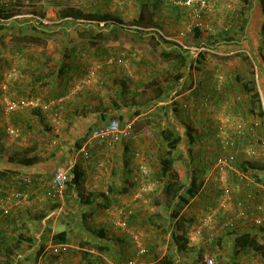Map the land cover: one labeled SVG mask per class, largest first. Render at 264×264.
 <instances>
[{
  "label": "rangeland",
  "instance_id": "1",
  "mask_svg": "<svg viewBox=\"0 0 264 264\" xmlns=\"http://www.w3.org/2000/svg\"><path fill=\"white\" fill-rule=\"evenodd\" d=\"M6 1L3 7L12 16L0 19V136L7 149L0 158L5 159L18 149L24 153L23 143L28 140L27 147H31L35 140L36 150L31 155L39 154L41 165L48 166V139L58 135L54 133L58 129L68 139L66 105L62 104L67 101L70 106V98L48 99L50 91L63 87L77 99L81 89V97L89 95L84 87L90 93L103 92V96L88 98L94 105L102 106L116 96L115 91L122 90L126 92L119 99L124 104L122 113L109 114L104 121L117 118L123 127L131 125V134L122 143L129 142L126 168H132V175L126 173L127 177H122L126 185L120 188L126 187L127 192L108 189L111 183L107 181H112L117 173L111 147L98 171L108 184L107 190L87 197L85 189L80 187L73 192L67 184L61 196L51 198L43 185L35 183L31 198L20 203L0 193V207L10 209L6 216L1 208L0 215L15 222L14 230L7 235L8 242L0 241V264H162L166 255L173 257V264H203L207 256H213L215 264H264L260 254H236L233 247L232 232H254L256 227L251 222L240 221L237 229L216 234L234 213L233 192L224 197L223 186L233 190L236 175L227 171L221 180L213 169L216 159L225 152L222 140L234 139L233 131L247 119V104L254 88L264 96V12L259 0ZM142 3H146L148 21L153 16L156 24L137 25ZM67 8L83 15L108 13L122 23L117 28L84 17L66 18L62 13ZM195 23L202 25L205 41L208 35L230 30L235 42L219 43L214 48L204 46L203 40L195 37ZM172 42L189 49L192 62L179 83H173V79L182 71L180 65L162 56L163 49L173 46ZM62 65L65 72L61 75ZM49 75L56 82L48 81ZM152 81L159 85L151 86ZM244 83L251 86L249 92L244 91ZM159 87H164L165 93L157 98ZM136 92L139 96L133 97ZM8 101L16 103L17 110L6 112ZM136 109H141L142 114L135 115ZM9 126L15 128V135L7 131ZM98 127H78V139L104 143V139L93 137ZM189 127L192 134L196 131V146L188 140ZM165 129L175 130L181 139L172 165L179 180L189 182L191 159L202 165L207 162L209 168L202 176V190L207 189L206 192H200L182 210L187 219H195L187 229L189 242L184 251H177L172 244L174 223L169 219L164 194L167 180L158 176L160 150H169L161 136ZM201 139L209 141L204 144ZM193 149L204 155L197 159L198 154H188ZM110 156L114 159L111 164ZM236 157L239 159L238 153ZM71 158L58 164L71 167ZM2 164L4 161L0 162L1 167ZM11 170L6 176L0 175L2 191L19 188L17 177L23 169ZM43 180H48V173ZM224 199L226 206L215 214ZM88 201L94 204L91 208H87ZM211 216V227L200 231ZM125 218L127 224L121 225ZM64 230L67 243L57 249L59 244H54L52 237ZM258 230L259 241L264 243V234ZM212 234H216L213 240ZM19 235L24 238L19 239ZM41 245L45 248L39 253Z\"/></svg>",
  "mask_w": 264,
  "mask_h": 264
},
{
  "label": "crops",
  "instance_id": "2",
  "mask_svg": "<svg viewBox=\"0 0 264 264\" xmlns=\"http://www.w3.org/2000/svg\"><path fill=\"white\" fill-rule=\"evenodd\" d=\"M59 66H60V63H59ZM51 77H52V75H49L48 81L52 80V82L53 81L56 82V79L53 80V79H51ZM75 79H76V77H75ZM83 87H84V85H83ZM84 89H85V92H87V94H89V95H84L83 97H81L82 91H83V89H81V91L78 92L76 95V96H79L80 99H77V97L72 98L75 95L73 92L68 93V91H64L65 94L63 95L62 94L63 93L62 92L63 87L57 88L56 91H54V92L50 91V93L48 94V99L55 98L57 96H59L58 98H56L57 100H64V99L70 98V106H69V103L67 101H66V104H64V103L62 104V105H66V108H65L66 109V122H67L66 123L67 124L66 132L68 134V136H67L68 139H65L66 136L59 129L56 132H54L55 134H58V135L53 136V139H48V166L41 165L42 162H39V163L32 165V166L11 165L7 161L9 160V157L12 155H7V156H5V159L0 158V162L4 161V163H5V164H2V167L0 166V170L3 171L4 169L10 168V169L21 171L23 169V171L20 172L18 177H21L22 175H35V176L41 177L42 180L44 179L45 175H47V173H48V180H49V179H52L54 177L55 170H56L57 166L59 165L58 163L60 161H64V160L72 157L71 158L72 159L71 167L78 164L84 169V172H85L84 183L79 187H72L73 192L75 191L76 188L81 187L87 191V197H89L92 195V192H100L102 189L107 190L106 189V187H108L107 183H111V188L115 189V190H113V189H110V187H108L109 190L120 191L122 189L120 187H122V186L124 187L126 185L125 184L126 182L124 183L122 177L123 176L127 177L126 173L128 174V176L132 175V172H131L132 168L131 167L126 168L128 165V162L126 161V159H127L126 154L128 153L127 149L129 148V142H127L123 145L122 139H124V138L119 139V141L108 139V140H105V142H104L105 144L102 141H101V143H97V142L93 143L91 141V139H78V135L81 134L78 131V127H81V126L82 127H93L96 125L101 126L103 123L108 122V121H104V120L102 121V119L99 116L100 113H97V112L94 113V112L88 111V112H86L87 113L86 116H83L84 115L83 112L86 110H89L91 107L92 108H104L108 104V102H106V103L102 104V106L94 105L95 102L90 101L88 98L89 97L91 98V97L103 96V92H100L99 94H97L95 92L90 93L85 87H84ZM260 94H261V99H262V107H263V111H264V96H263L262 92H260ZM99 102H100V99H99ZM247 105H248V110L246 111V113H248V116L246 115L247 119H245L243 124H245L247 127H251L252 128L251 131L248 130V133L246 132V134L244 136H241V137L237 135L236 129L233 131V138L237 139V148H235L234 150L238 153V158H239L238 160H239V166L240 167H244V162H246V161L256 162L258 165L264 164V161H261L260 159H258L256 157H254V158L252 156L249 157L247 155V151H248L249 147H255V146L258 147L259 142L264 140V117L259 116L257 109L254 111V113L250 112V108L252 107L251 101L248 102ZM121 113H122V109L120 108V109H113L112 111H110L109 114L113 115V114H121ZM25 123H27V122H25ZM79 123L81 125H78ZM70 124H71V126H70ZM76 125H78V126H76ZM193 127L196 128V126H193ZM187 129H186V132H187ZM190 129H191V127H190ZM192 133H193V131L191 129V134L188 135V132L186 134L189 138L188 139L189 142H192L191 140H193V146H196V143H198L197 142L198 139H196V137H195L196 131L194 132L195 134H192ZM2 139L3 138L1 137L0 153H2V151H5L7 149V148L4 149L6 144H4ZM90 141L92 142V144H90ZM199 141L200 142L203 141V143L206 144L209 141V139H201ZM78 143L81 144L80 149H78V147H77ZM23 144H24V146L27 147L28 146V140H26ZM30 144L31 145H33V144L37 145L35 140L32 141ZM31 145H29V146H31ZM86 147H88V151L91 154V156L89 155V157H90L89 159H87L88 156H86L83 153V151L86 149ZM110 148L112 149L110 151L112 156H116L117 162H116V166H115L116 169L115 170H117V173L115 174L116 177H114L112 179V181H107V183H106L105 179L103 177L99 176L98 171H101L100 170L101 165L103 164V163H101V161L103 160L105 155L107 156L109 154V153L106 154V152H108ZM193 148L195 149V147H193ZM194 149H193V153L190 150V152L188 151V154H192L193 157L195 156L194 154H198L195 156V158H197V159L201 158V156L204 155L202 153H199L198 151L196 153V151H194ZM19 152H20V149H18V151L15 152L14 154L19 153ZM180 154L181 153H178L177 155H180ZM32 155H34V154H32ZM35 155H37L39 158H41L39 154L35 153ZM112 156H110L111 159H108V161L110 160V164H111V161L114 160L112 158ZM184 156L186 157L187 154L185 153ZM41 161H43V160H41ZM108 161L106 160V161H104V163L106 162V164H107ZM244 171H246V173L248 175V179H246L247 181L239 179L237 177L236 173L234 171H232L236 175V179H235L236 181H232L234 201L232 202L231 205L234 208L235 207L234 204H235L237 199H244L247 207H249L251 210L255 211L256 205H258L259 202H261L263 200L264 169H250V168L246 167L244 169ZM18 177H17V179H18ZM37 183H39V181H37ZM206 190L207 189L202 190V191L206 192ZM249 191H252L254 193V196L250 200H246L245 197L249 193ZM5 192L6 193L4 195L7 198L11 197L12 199L15 200V198L13 197L11 192H7V191H5ZM3 201H2V203L6 202V201H4V202ZM87 208H91V205H89ZM0 209H1V207H0ZM1 211H2V209L0 210V212ZM230 215L233 216L232 213ZM0 219H3V221H0V241L8 242L7 238H9V237H7V235L11 234L12 231L14 230L15 222H13V220H11V219L6 221L2 215H0ZM18 221L19 220H16V222H18ZM263 224H264V222L262 223V225ZM262 225L256 226V228L253 229L254 233H259L260 231L258 229H260ZM244 231H248V230L242 229L239 232H244ZM250 231L252 232V230H250ZM232 238H233V234H232Z\"/></svg>",
  "mask_w": 264,
  "mask_h": 264
},
{
  "label": "trees",
  "instance_id": "3",
  "mask_svg": "<svg viewBox=\"0 0 264 264\" xmlns=\"http://www.w3.org/2000/svg\"><path fill=\"white\" fill-rule=\"evenodd\" d=\"M262 10L264 12V0H259ZM145 7L146 3L140 4L139 9V16L136 19V23L139 26H142L141 24H156L152 21L154 20L153 16H151L150 21H148L146 15H145ZM12 16V13H9L6 9H4L3 6L0 7V19L5 18L9 19ZM63 17L69 18L73 17L76 20L80 18H88L89 20L95 21L97 23H104L107 25H112L117 28L120 27V24L122 23L119 19L112 16L108 13H90L87 15H83L81 12H79L77 9L73 8H67L62 13ZM195 30V37L197 39L203 40L204 46H211V48H214L219 43H231L235 42V35H229L230 30H222L218 35H208L206 37L205 41V34L202 30V26H196L194 25ZM262 33H264V23L262 25ZM171 47H168L166 49H163L162 56H166L168 59H172L176 61L175 64L180 65L179 69H182L181 72H179L175 78L173 79V83H179L181 79L185 76L186 67L191 66L192 62L189 61L190 51L189 49H183L181 45L178 43L172 42ZM200 54V53H199ZM64 65H62L59 69L60 74L62 75ZM64 85H66V78L64 79ZM191 83V81H190ZM151 86L156 85L158 86V81H152ZM192 85V83H191ZM190 85V86H191ZM62 88V87H61ZM65 88V87H64ZM243 89L245 92H249L251 90V86L248 83H244ZM158 94L157 98L161 97L165 93L164 87L157 88ZM63 95L65 94L64 91H62ZM116 96H111L110 102L104 107V108H90L89 110H86L83 112V116H86V112H94V113H100L99 116L102 120H107L108 115L110 111L113 109H120L124 105L123 103H120L119 99H123L124 93L122 90H117ZM62 96V95H61ZM139 94L136 92L133 94V97H137ZM59 96L55 97L54 99L58 98ZM118 98V99H117ZM251 105L250 112L254 113V111L257 109L259 116L264 117V111L262 107V99L261 94L256 88H254V93L251 94ZM142 110L136 109L135 115H141ZM71 126V124H70ZM10 127V126H9ZM89 128V127H88ZM17 129V128H16ZM8 131V128H7ZM188 135L191 134L190 127L187 129ZM161 136L163 138V142H165L169 150L166 153H162L160 150V157L159 161L161 164L160 172H159V178L160 179H166V183L164 186V194L167 199V208L170 210L169 219L172 223H174V229L171 232V239L172 244L176 247L177 251H184L187 249V245L189 242V238L187 235V229L188 227L192 226L195 223V219L190 218L187 219L183 214L182 210L188 204L192 199H194L196 196L200 194V192L203 189L204 181L202 179V176L204 173L209 169L207 168L208 164L205 162L203 165L200 161H191L189 162L191 164V177L188 183H183L181 180L178 179L176 174H173L172 172V165L175 162L176 159H174L173 154L174 152L179 150L181 139L173 129H165L162 131ZM193 142V140H191ZM78 149L81 148V144H77ZM36 150V145L33 144L31 147H25L23 149L24 153H16L9 157L10 163L17 165V166H32L37 164L40 161V158L37 155H31L32 152ZM178 157H181V154L178 155ZM128 159V157H127ZM126 159V161H128ZM250 168V169H264L263 165H258L256 162H244V167L242 168ZM12 170L9 169L7 171H0L1 176H6L7 172H11ZM85 181V172L84 169L76 164L72 167V177L68 181V187H79L81 186ZM126 188V187H125ZM121 189L117 192H127V189ZM113 189V188H111ZM115 190V189H113ZM4 191H1L2 195H4ZM88 205H92L90 201H88ZM174 205V206H173ZM57 208V207H56ZM8 216V215H6ZM161 224L158 225L160 227ZM178 230V232H177ZM261 233L264 234V224L260 228ZM102 235V233H100ZM233 234V247L235 249L236 254L241 253H248V252H255L260 254L264 258V243H261L258 238V233H254L251 231L246 232H232ZM24 235H19V239H23ZM20 241V240H18ZM52 242L54 244H65L67 243V231H60L53 235ZM45 248V245H41V249L39 253H41ZM162 260V264H173L174 259L173 257L166 255ZM94 264V263H90Z\"/></svg>",
  "mask_w": 264,
  "mask_h": 264
},
{
  "label": "built area",
  "instance_id": "4",
  "mask_svg": "<svg viewBox=\"0 0 264 264\" xmlns=\"http://www.w3.org/2000/svg\"><path fill=\"white\" fill-rule=\"evenodd\" d=\"M7 1L6 0H0V7L6 6ZM196 26H202L199 23H195ZM23 104H26L22 102ZM29 104V103H27ZM18 105L12 101H8L7 105L5 106L6 112H13L17 110ZM56 120H59V117L56 115ZM131 125H126L125 127L122 126L121 122L117 118H113L108 122L103 123L101 126L95 129L93 132V137L95 138H101L104 140H119L122 138H127L131 134ZM251 127H247L245 124L241 123L236 127V133L238 136H244L246 132L248 133V130L251 131ZM8 132L10 134L15 135V128L8 127ZM223 144V150H225L224 153H222L215 161L213 169L217 170V173L221 175V180H224V176L227 173V171H234L237 175V177L241 180L248 179V175L246 171L242 167L239 166V160L236 157L237 152L234 150L237 148V139H227L224 138L222 140ZM83 153L88 156L89 151L85 149ZM247 155L249 157H256L260 159L261 161H264V140L259 142L258 147H249L247 151ZM72 177V171L71 167H68L66 165H59L57 166L55 170L54 177L50 180H42L41 177L35 176V175H22L21 177H18V183L19 188L13 189L11 192L15 200L20 202H27L31 198V189L37 181H40L39 184L43 185L44 191L47 194V196L51 198H55L57 196H61L63 193L64 188L66 187L68 181ZM2 188H0V192ZM233 190L230 186L224 185L223 186V195L224 197H229L232 194ZM254 193L252 191H249V193L246 195L245 199L250 200L253 198ZM223 201L220 208H217L215 211V214L220 211V209L226 206V200ZM234 207V213L233 216H231L229 219H227L223 225L219 226L218 229H221L220 231L217 230L218 234L219 232H222L225 229L234 230L238 227V222H251L253 226H260L264 222V187H263V200L259 202L258 205H256L255 211L251 210L249 207H247L246 202L244 199H237L235 202ZM3 214L8 215L10 213V209L8 207L2 206ZM130 212V211H129ZM213 222V217H208L205 219L204 223L201 225V229L203 232V229L206 227H211V224ZM127 219L125 218L124 221L121 222V225H126ZM246 232V231H244ZM216 234H212L210 236V239L213 240L215 238ZM64 244H59L56 246V248L60 249ZM203 264H215V259L212 256H207L205 258V261Z\"/></svg>",
  "mask_w": 264,
  "mask_h": 264
},
{
  "label": "clouds",
  "instance_id": "5",
  "mask_svg": "<svg viewBox=\"0 0 264 264\" xmlns=\"http://www.w3.org/2000/svg\"><path fill=\"white\" fill-rule=\"evenodd\" d=\"M71 171H72V169H71ZM2 208V207H1Z\"/></svg>",
  "mask_w": 264,
  "mask_h": 264
}]
</instances>
